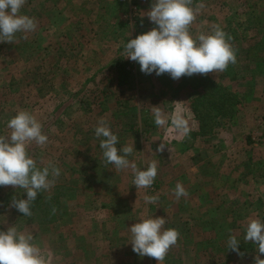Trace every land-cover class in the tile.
I'll return each instance as SVG.
<instances>
[{
	"label": "rangeland",
	"instance_id": "rangeland-1",
	"mask_svg": "<svg viewBox=\"0 0 264 264\" xmlns=\"http://www.w3.org/2000/svg\"><path fill=\"white\" fill-rule=\"evenodd\" d=\"M121 2L0 0V264H264V0Z\"/></svg>",
	"mask_w": 264,
	"mask_h": 264
},
{
	"label": "trees",
	"instance_id": "trees-1",
	"mask_svg": "<svg viewBox=\"0 0 264 264\" xmlns=\"http://www.w3.org/2000/svg\"><path fill=\"white\" fill-rule=\"evenodd\" d=\"M151 35L152 36H149V39H155L154 37H156L158 34H155V35L151 34ZM114 61H115L114 65L116 66L115 70L118 73V85L120 86L126 85L130 81V77L132 73L131 69L128 68L132 65L131 61L129 59L128 60L122 59V57H120L119 59H115ZM200 100L201 99H197V102H200V103L194 102L191 104V110L195 118L201 123V126H200L201 129H204V126H205V123H203L204 121L208 122V119L210 118H216V117L218 118L224 115L227 116V113H229V111L231 110H234V106H235V101H231L230 97L228 96L223 98V95L217 99L209 98L208 99L209 101L206 104H204L205 102L201 103ZM30 162H31L30 160H27L24 158L19 161L20 164H25V165H30L29 164ZM35 178L36 177H31L30 181L35 180ZM29 191L34 192L33 189H30ZM22 211L23 213H26V214L27 212L31 213L32 216H34L33 214L37 216L41 215L42 220H47L48 219L47 214L51 213L52 209H51V206L45 209L43 208L36 209V207L32 205L30 206V208L26 206Z\"/></svg>",
	"mask_w": 264,
	"mask_h": 264
},
{
	"label": "crops",
	"instance_id": "crops-1",
	"mask_svg": "<svg viewBox=\"0 0 264 264\" xmlns=\"http://www.w3.org/2000/svg\"><path fill=\"white\" fill-rule=\"evenodd\" d=\"M63 1H65V0H63ZM87 1L88 0H80V5L81 4H87ZM121 1H123V0H113V2H114V5H115V7H117L118 8V10H119V12L120 13H127V12H129V9H127V6L129 7L131 4H132V2H127L128 3V5H125V6H123V3L121 2ZM112 6V5H111ZM123 6V7H122ZM113 7V6H112ZM132 7V6H131ZM122 10V11H121ZM130 11H131V8H130ZM114 12H116L117 13V10H116V8L114 9ZM120 13H117V15H115V13H113L112 15L110 14V16H107V20H108V22H106V20H100V21H98V19H97V22H95L96 20H92V18H87V16H85V15H82L81 14V16L84 18V19H80L81 20V23L82 24H80L81 25V27H79V29L80 30H82V28H84L83 30H88V29H91V28H88L89 26L88 25H92L91 27L92 28H94V29H99V30H102V28L103 29H105V31L104 32H98V30H97V32L98 33H96V34H94L95 35V37H97V36H99L100 35V37H98V39H99V41H100V44L99 45H101L102 44V42H101V40H109L111 37H112V26L116 23H122V24H119L118 26H119V29H121V28H125V27H127L126 26V23L125 22H123L124 20L123 19H121L120 18ZM131 13V12H130ZM132 14V13H131ZM98 18V17H97ZM109 18V19H108ZM119 18V19H118ZM65 19V18H64ZM89 19V20H88ZM118 19V20H117ZM119 21V22H118ZM91 22V23H90ZM112 27V28H111ZM82 30V31H83ZM123 33V34H122ZM121 34V35H120ZM118 36L119 37H121V38H124V37H126L125 35H124V32H122L121 31V33H120ZM97 35V36H96ZM119 37H117V38H119ZM101 38H103V39H101ZM111 40V39H110ZM152 40V39H151ZM117 42V41H116ZM119 43H121L119 40H118V44ZM104 45H101L100 46V48L99 49H95V51H101L100 49H101V47L103 46H105L106 44H107V41H105L104 43H103ZM108 47H109V45H107ZM129 47V46H128ZM132 47V49H136L135 47H133V46H131ZM126 54H128V53H126ZM126 60H128L127 58H125Z\"/></svg>",
	"mask_w": 264,
	"mask_h": 264
}]
</instances>
